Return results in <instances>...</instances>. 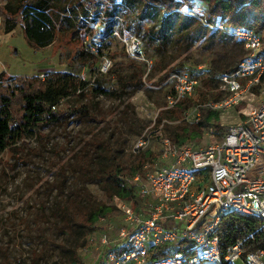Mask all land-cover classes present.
Returning a JSON list of instances; mask_svg holds the SVG:
<instances>
[{
    "label": "rangeland",
    "instance_id": "rangeland-1",
    "mask_svg": "<svg viewBox=\"0 0 264 264\" xmlns=\"http://www.w3.org/2000/svg\"><path fill=\"white\" fill-rule=\"evenodd\" d=\"M6 1L0 0V5ZM139 1L119 5L121 0H116L118 5L109 17L92 10L77 32L57 31L55 40L45 47L34 46L20 23L5 31L0 18V80L4 85L13 87L18 77L44 78L49 71L59 70L83 71L92 79L88 87L98 88L93 96L80 97L90 116L74 113L60 118L0 153V264H62L72 251L84 264H100L107 251L103 236L111 246L119 240L123 225L119 204L126 198V193L111 195V181L101 171L109 170L108 164L114 160L120 177L145 173L142 166L156 157L163 138L174 145L206 146L240 119L237 106L212 109L200 105L223 96L218 83L208 78L202 79L190 96L200 103L180 111L167 108L165 100L170 72L197 66L209 72L225 70L243 57L241 43L197 18L184 20L183 13L166 18L155 8L143 13ZM94 23L108 35L104 50L112 64L122 62L128 78L124 87L109 71L98 72L97 57L90 59L84 50L85 37L93 31ZM112 30L142 39L146 55L154 63L151 71L125 53L117 35H110ZM259 33L264 35V28ZM80 49L87 53L85 60L75 57ZM70 106L71 101L65 99L59 109ZM209 110L217 112V117L206 122ZM159 111H163L160 120ZM200 121L204 125H198ZM173 130L179 135L174 141ZM194 132L195 138L177 143ZM141 136L147 143L134 153L133 144ZM148 149L151 156L138 167L137 158ZM129 201L132 207L137 206L134 200ZM102 205L112 206L107 221L83 226L85 213ZM237 263L245 264L242 259Z\"/></svg>",
    "mask_w": 264,
    "mask_h": 264
},
{
    "label": "built area",
    "instance_id": "built-area-1",
    "mask_svg": "<svg viewBox=\"0 0 264 264\" xmlns=\"http://www.w3.org/2000/svg\"><path fill=\"white\" fill-rule=\"evenodd\" d=\"M187 13L234 37L244 55L233 67L215 73L200 66L170 72L166 107L190 98L202 79L213 78L223 96L200 105L212 109L237 106L240 119L206 146L174 145L163 138L156 157L142 166L145 173L120 177V186L126 191L119 204L123 225L112 246L103 236L107 251L100 264H238V259L245 264H264V248L242 256L240 239L223 251L217 233L225 212L254 216L262 222L259 228H264V40L252 28H227L219 21L207 20L201 6H191ZM97 24L86 35L84 50L97 57V71L106 73L112 58L106 51L99 52L105 34ZM110 35H117L125 53L151 71L154 63L141 38L117 30ZM78 77L86 81L78 92L92 84L83 71ZM146 143V137L141 136L134 142L133 152L141 151ZM129 200L137 206L132 207ZM106 221V214L96 220ZM165 244L176 248L155 256Z\"/></svg>",
    "mask_w": 264,
    "mask_h": 264
},
{
    "label": "trees",
    "instance_id": "trees-1",
    "mask_svg": "<svg viewBox=\"0 0 264 264\" xmlns=\"http://www.w3.org/2000/svg\"><path fill=\"white\" fill-rule=\"evenodd\" d=\"M129 1L131 0H121L119 5ZM139 2L141 3L139 11L143 13H148L150 9L155 8L165 18L183 13L181 17L184 20L196 19L187 13L191 6H195L192 0H140ZM195 3L203 6L207 20H218L227 28L251 27L257 32L264 28V0H195ZM117 5L116 0H7L0 5V18L4 21L5 31L11 30L20 23L26 37L34 46L45 47L55 40L57 31L77 32L84 26L82 21L89 17L90 11L94 10L95 13L103 11V15L109 17ZM94 19V17L91 18V21L93 22ZM104 34L103 46L99 52L105 51L108 35ZM262 40H264V35H262ZM149 41L145 43L146 48ZM85 54L87 53L80 49L77 50L75 57L85 60ZM89 57L94 58L93 54H89ZM122 67V62L114 61L109 73L124 87L128 83V78ZM17 79L13 87L4 85L0 80V153L5 149L16 147L18 142L37 133V128L60 118L74 113L90 116L86 106L80 102V97L87 93L93 96L98 91V88L87 87L86 91L78 92L77 89L85 86L86 81L80 79L78 73L68 71L52 70L44 78L33 75ZM208 80L213 81L214 79L208 78ZM65 99L71 101L72 106L61 110L59 104ZM192 103L200 102L187 98L178 102L174 109L184 111ZM52 105H56V108L52 109ZM162 113L163 111L158 113L159 120L163 116ZM213 116L217 117V112L209 110L206 122ZM203 123L200 121L198 125L202 126ZM172 133L171 139L174 141L178 134L175 130ZM195 134L194 132L191 135L182 136L177 143L185 141L186 138H195ZM151 154L149 149L141 152L136 160L138 167ZM108 165H111L109 170H103L101 174H105V177L111 181V195H125L126 191L119 182V164L113 160ZM111 209L110 205H102L86 212L81 222L82 225L90 228L100 214H107ZM261 224V220L254 216L235 212L223 213L217 232L219 247L225 251L228 246L243 239L242 256L250 251L264 248V228H259ZM174 248L176 247L172 244L162 245L155 256L164 255ZM62 264H84V262L72 251L70 257Z\"/></svg>",
    "mask_w": 264,
    "mask_h": 264
}]
</instances>
